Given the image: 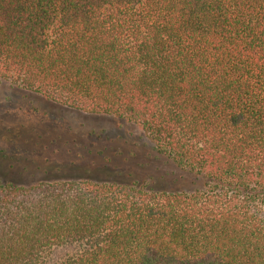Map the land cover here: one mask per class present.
<instances>
[{"label":"trees","instance_id":"16d2710c","mask_svg":"<svg viewBox=\"0 0 264 264\" xmlns=\"http://www.w3.org/2000/svg\"><path fill=\"white\" fill-rule=\"evenodd\" d=\"M2 82L136 125L200 186L0 179V264H264V0H0Z\"/></svg>","mask_w":264,"mask_h":264},{"label":"rangeland","instance_id":"374dc122","mask_svg":"<svg viewBox=\"0 0 264 264\" xmlns=\"http://www.w3.org/2000/svg\"><path fill=\"white\" fill-rule=\"evenodd\" d=\"M86 176L137 179L165 190L200 186L193 174L157 154L136 125L0 83V179L31 185Z\"/></svg>","mask_w":264,"mask_h":264}]
</instances>
